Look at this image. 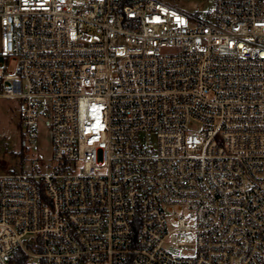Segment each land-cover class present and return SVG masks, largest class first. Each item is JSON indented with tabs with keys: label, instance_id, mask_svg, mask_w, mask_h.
Masks as SVG:
<instances>
[{
	"label": "built area",
	"instance_id": "built-area-1",
	"mask_svg": "<svg viewBox=\"0 0 264 264\" xmlns=\"http://www.w3.org/2000/svg\"><path fill=\"white\" fill-rule=\"evenodd\" d=\"M171 1L0 0V264H264V0Z\"/></svg>",
	"mask_w": 264,
	"mask_h": 264
},
{
	"label": "rangeland",
	"instance_id": "rangeland-1",
	"mask_svg": "<svg viewBox=\"0 0 264 264\" xmlns=\"http://www.w3.org/2000/svg\"><path fill=\"white\" fill-rule=\"evenodd\" d=\"M170 5L179 10L205 15L211 7L206 1L201 0H173ZM6 63L7 74H14L16 70L15 61H7L0 56V65ZM19 100L0 99V174L9 171H20L24 168V161L20 156H24L25 146L21 128V114L19 113ZM40 148L45 154V159L49 160L52 147V135L50 128L43 125L40 128ZM173 226L176 224L173 223ZM175 253L178 250L173 249Z\"/></svg>",
	"mask_w": 264,
	"mask_h": 264
},
{
	"label": "trees",
	"instance_id": "trees-1",
	"mask_svg": "<svg viewBox=\"0 0 264 264\" xmlns=\"http://www.w3.org/2000/svg\"><path fill=\"white\" fill-rule=\"evenodd\" d=\"M20 157H21V161L23 162L24 156H20ZM26 262H27L26 255L21 250H18L15 253L14 257L12 258L10 264H27Z\"/></svg>",
	"mask_w": 264,
	"mask_h": 264
}]
</instances>
